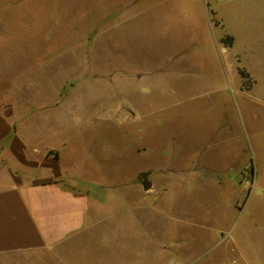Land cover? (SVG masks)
<instances>
[{
    "label": "rangeland",
    "instance_id": "rangeland-1",
    "mask_svg": "<svg viewBox=\"0 0 264 264\" xmlns=\"http://www.w3.org/2000/svg\"><path fill=\"white\" fill-rule=\"evenodd\" d=\"M263 2L0 0V101L38 90L69 147L116 148L69 264H264Z\"/></svg>",
    "mask_w": 264,
    "mask_h": 264
},
{
    "label": "crops",
    "instance_id": "crops-1",
    "mask_svg": "<svg viewBox=\"0 0 264 264\" xmlns=\"http://www.w3.org/2000/svg\"><path fill=\"white\" fill-rule=\"evenodd\" d=\"M37 93L0 101V264H69L76 247L104 233L108 215L98 194L116 197L121 187L120 178L100 168L102 161L116 167V148L103 147L98 157L85 142L69 147L75 135L47 112L57 104L27 109ZM133 189L138 198V187Z\"/></svg>",
    "mask_w": 264,
    "mask_h": 264
},
{
    "label": "water",
    "instance_id": "water-1",
    "mask_svg": "<svg viewBox=\"0 0 264 264\" xmlns=\"http://www.w3.org/2000/svg\"><path fill=\"white\" fill-rule=\"evenodd\" d=\"M148 176L149 172L139 174V177L141 178V187L144 192H148L152 187V183L148 180Z\"/></svg>",
    "mask_w": 264,
    "mask_h": 264
},
{
    "label": "trees",
    "instance_id": "trees-1",
    "mask_svg": "<svg viewBox=\"0 0 264 264\" xmlns=\"http://www.w3.org/2000/svg\"><path fill=\"white\" fill-rule=\"evenodd\" d=\"M226 43L228 44V45H231V43H232V38H230V37H228L227 39H226Z\"/></svg>",
    "mask_w": 264,
    "mask_h": 264
},
{
    "label": "built area",
    "instance_id": "built-area-1",
    "mask_svg": "<svg viewBox=\"0 0 264 264\" xmlns=\"http://www.w3.org/2000/svg\"><path fill=\"white\" fill-rule=\"evenodd\" d=\"M245 184L248 185V186L251 185V183H249L248 180H245Z\"/></svg>",
    "mask_w": 264,
    "mask_h": 264
}]
</instances>
